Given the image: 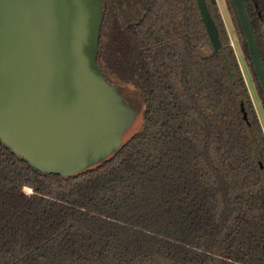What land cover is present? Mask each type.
Instances as JSON below:
<instances>
[{"label":"trees","instance_id":"16d2710c","mask_svg":"<svg viewBox=\"0 0 264 264\" xmlns=\"http://www.w3.org/2000/svg\"><path fill=\"white\" fill-rule=\"evenodd\" d=\"M102 1L96 60L138 95L143 124L76 176L40 171L0 140V264H264V134L216 0L205 2L218 49L195 0ZM244 3L264 45V0Z\"/></svg>","mask_w":264,"mask_h":264},{"label":"water","instance_id":"95a60500","mask_svg":"<svg viewBox=\"0 0 264 264\" xmlns=\"http://www.w3.org/2000/svg\"><path fill=\"white\" fill-rule=\"evenodd\" d=\"M195 1L218 49L206 2ZM233 2L264 91L244 2ZM102 17V0H0V140L40 171L76 176L96 168L143 124L138 95L108 81L97 63Z\"/></svg>","mask_w":264,"mask_h":264},{"label":"rangeland","instance_id":"374dc122","mask_svg":"<svg viewBox=\"0 0 264 264\" xmlns=\"http://www.w3.org/2000/svg\"><path fill=\"white\" fill-rule=\"evenodd\" d=\"M216 2H217V6L219 8L221 17L223 19V22L225 24V27H226V30H227V33H228V36H229V40H230V42L232 44V47H233V50H234V52L236 54V58L238 59V62H239L238 64H239L240 69L242 71V74H243V77L245 79L246 85H247V87H248V89H249V91L251 93V98H252L254 107L256 109V113H257V115L259 117L261 125L264 128L263 118L261 116L262 115L261 109L259 107V104L257 103V98H256V95H255V92H254V89H253V85H252V83L250 81L251 79H250L247 67H246L245 62L243 60L240 48H239L237 40H236V36L234 34L232 25L230 23V19L228 17V13H227V10H226L225 4H224V0H216ZM127 94H131V93H127ZM131 95H133V94H131ZM23 190L26 193H30L31 192V189L28 186H23Z\"/></svg>","mask_w":264,"mask_h":264},{"label":"flooded vegetation","instance_id":"af4514ba","mask_svg":"<svg viewBox=\"0 0 264 264\" xmlns=\"http://www.w3.org/2000/svg\"><path fill=\"white\" fill-rule=\"evenodd\" d=\"M243 2H244V0H243ZM244 6H245V3H244ZM245 9H246V6H245ZM246 13H247V15H248V12H247V9H246ZM248 19H249V22H250V25H251V27H252V31H253V33H254V37H255V39H256V44H257V47H258V51H259V54H260V58H261V60H262V65H263V67H264V58H263V55H264V45H259V43H258V39H257V37H256V35H255V32H254V29H253V26H252V23H251V20H250V18H249V15H248ZM242 29H243V27H242ZM243 32H244V30H243ZM244 35H245V33H244ZM245 38H246V35H245ZM246 42H247V38H246ZM231 43V42H230ZM247 44V48H248V54H249V56H250V53H249V46H248V43H246ZM232 45V44H231ZM240 48V47H239ZM241 51V50H240ZM235 53V52H234ZM241 54H242V52H241ZM236 55V54H235ZM242 57H243V54H242ZM251 58V57H250ZM243 60H244V58H243ZM237 61H238V59H237ZM245 62V61H244ZM251 62H252V64H253V61H252V58H251ZM239 63V62H238ZM245 65H246V63H245ZM247 67V66H246ZM253 68H254V70H255V67H254V65H253ZM247 70H248V67H247ZM248 73H249V70H248ZM255 73H256V71H255ZM249 76H250V74H249ZM256 76H257V78H258V75H257V73H256ZM250 79H251V77H250ZM245 80V79H244ZM251 81V83H252V85H253V89H254V92H255V95H256V98H257V103L259 104V107H260V109H261V113H262V118H263V123H264V103H263V101H262V98H261V95L258 93V90H257V88H255V86H254V83L252 82V80H250ZM258 82H259V85H260V89H261V93H262V96H263V98H264V91H263V87H262V84H261V81H260V79L258 78ZM246 83V82H245ZM247 86V85H246ZM248 88V87H247ZM248 92H249V95H250V98H251V93H250V91H249V89H248ZM251 101H252V98H251ZM252 104H253V101H252ZM253 107H254V104H253ZM254 110H255V113H256V109H255V107H254ZM256 116H257V118H258V121H259V124H260V126H261V129H262V131H263V134H264V128H263V126L261 125V123H260V120H259V117H258V115H257V113H256Z\"/></svg>","mask_w":264,"mask_h":264},{"label":"built area","instance_id":"2783aa9c","mask_svg":"<svg viewBox=\"0 0 264 264\" xmlns=\"http://www.w3.org/2000/svg\"><path fill=\"white\" fill-rule=\"evenodd\" d=\"M24 191V190H23ZM26 193V192H25Z\"/></svg>","mask_w":264,"mask_h":264}]
</instances>
